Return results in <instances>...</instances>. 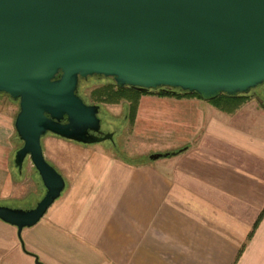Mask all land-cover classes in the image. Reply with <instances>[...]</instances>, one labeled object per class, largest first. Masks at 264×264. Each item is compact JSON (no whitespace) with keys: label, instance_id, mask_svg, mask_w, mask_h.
Segmentation results:
<instances>
[{"label":"crops","instance_id":"crops-1","mask_svg":"<svg viewBox=\"0 0 264 264\" xmlns=\"http://www.w3.org/2000/svg\"><path fill=\"white\" fill-rule=\"evenodd\" d=\"M248 102L138 94L132 134L150 145L138 162L42 135L64 187L20 239L0 220V264H264V214L251 230L264 206V107ZM14 109L0 94V203L24 208Z\"/></svg>","mask_w":264,"mask_h":264},{"label":"water","instance_id":"water-1","mask_svg":"<svg viewBox=\"0 0 264 264\" xmlns=\"http://www.w3.org/2000/svg\"><path fill=\"white\" fill-rule=\"evenodd\" d=\"M93 75L202 100L247 93L264 82V0H0V93L17 101L21 141L12 162L20 171L27 156L44 188L31 207L0 204V220L19 239L64 187L41 136L111 140L99 129L98 105L76 94L78 78Z\"/></svg>","mask_w":264,"mask_h":264},{"label":"rangeland","instance_id":"rangeland-1","mask_svg":"<svg viewBox=\"0 0 264 264\" xmlns=\"http://www.w3.org/2000/svg\"><path fill=\"white\" fill-rule=\"evenodd\" d=\"M107 85H112V80L104 76H88L78 82V94L84 99L85 103H94L98 105L97 117L99 118V129L102 132L112 133L111 140H103L92 144L104 146L108 152L124 158L125 160L138 162L143 157L139 156V153L145 151L150 145L145 142L139 143L133 137L132 120H130V100L119 98L113 102H100L96 98L101 96V94L104 95L101 89ZM0 94L7 99V102L10 103L11 101L15 106L14 111H17V101L10 99L4 93ZM241 98L240 102L249 101L252 103L251 105L261 104L264 101V82L250 88L247 93L242 94ZM11 172L14 181L19 187L18 194H20V204L25 206L24 208L33 206L42 196L44 188L29 158L26 156L23 159L20 171H17L12 162Z\"/></svg>","mask_w":264,"mask_h":264},{"label":"trees","instance_id":"trees-1","mask_svg":"<svg viewBox=\"0 0 264 264\" xmlns=\"http://www.w3.org/2000/svg\"><path fill=\"white\" fill-rule=\"evenodd\" d=\"M82 79L83 78H78V82ZM101 90L105 96L103 94H101V96L96 97L100 102H108V101L113 102L119 98H126L127 100H129V99L131 100L130 120L133 119V109L135 106V98L140 93H148L149 92V93H156L157 95H169V96H176V97L185 96V95L198 96L195 92L189 93L187 91H181L177 88H169V87H158L155 89H149V90H145V91H138V90H135L129 86H124V87L118 88L114 85L113 82H112V85H107L106 87L102 88ZM76 94L84 101V99L78 94V83H77V87H76ZM241 97H242V94H237L235 96H229V95L220 93L215 98L210 99V100L225 99L227 101V103H230L233 106V103L238 104L241 101L240 100V99H242ZM260 105H262L264 107V101ZM184 148L185 147H181V148H177L173 151L165 152L166 156L177 154V153L181 152ZM0 204H2V203H0ZM263 214H264V206L261 209V211L259 212L257 218L255 219L251 230H253L255 228L259 219L261 218V216ZM240 250H241V248L238 250V254H239Z\"/></svg>","mask_w":264,"mask_h":264},{"label":"flooded vegetation","instance_id":"flooded-vegetation-1","mask_svg":"<svg viewBox=\"0 0 264 264\" xmlns=\"http://www.w3.org/2000/svg\"><path fill=\"white\" fill-rule=\"evenodd\" d=\"M264 100V99H263Z\"/></svg>","mask_w":264,"mask_h":264}]
</instances>
